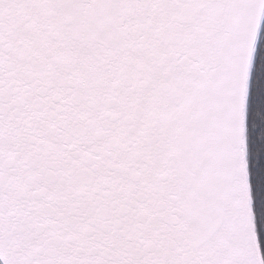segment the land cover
Listing matches in <instances>:
<instances>
[{"label": "snow or ice", "instance_id": "obj_1", "mask_svg": "<svg viewBox=\"0 0 264 264\" xmlns=\"http://www.w3.org/2000/svg\"><path fill=\"white\" fill-rule=\"evenodd\" d=\"M262 16L264 0H0L2 264H264Z\"/></svg>", "mask_w": 264, "mask_h": 264}, {"label": "flooded vegetation", "instance_id": "obj_2", "mask_svg": "<svg viewBox=\"0 0 264 264\" xmlns=\"http://www.w3.org/2000/svg\"><path fill=\"white\" fill-rule=\"evenodd\" d=\"M257 50L255 51L253 62L256 65V70L254 68L251 80H250V91L252 94V100L251 104L254 109L259 108V63H260V48H264V18L261 23L260 27V32L258 36V42L256 45ZM250 139L253 141V145L251 148L252 152V166L250 164V182L253 187V195L255 198V207H254V212L258 213L259 211V169L256 166V163L258 162V152H259V142H258V132H259V127L256 128V131H251V126H250ZM253 133V135H252ZM257 228H258V234L260 241H264V235L262 236V231L264 230V227H261L259 223V218H258V223H257Z\"/></svg>", "mask_w": 264, "mask_h": 264}, {"label": "trees", "instance_id": "obj_3", "mask_svg": "<svg viewBox=\"0 0 264 264\" xmlns=\"http://www.w3.org/2000/svg\"><path fill=\"white\" fill-rule=\"evenodd\" d=\"M257 110L253 108L252 104L250 106V113H249V126H251L253 123H257L258 124V121H255V118L251 115V112H256ZM257 115H258V112H257ZM251 132H249V135H250ZM253 135V133H252ZM252 145H253V141L250 139V146L252 148ZM256 166L257 168L259 169V160L258 162L256 163ZM264 235V230L262 231V236ZM264 237V236H263ZM261 243V251H262V254H264V241H260Z\"/></svg>", "mask_w": 264, "mask_h": 264}, {"label": "water", "instance_id": "obj_4", "mask_svg": "<svg viewBox=\"0 0 264 264\" xmlns=\"http://www.w3.org/2000/svg\"><path fill=\"white\" fill-rule=\"evenodd\" d=\"M263 18H264V16L261 17L260 27H261V23H262ZM259 32H260V28L258 30V36H259ZM257 42H258V40H257ZM254 54H255V51H254ZM254 54H253V58H254ZM0 264H2V261H0Z\"/></svg>", "mask_w": 264, "mask_h": 264}]
</instances>
